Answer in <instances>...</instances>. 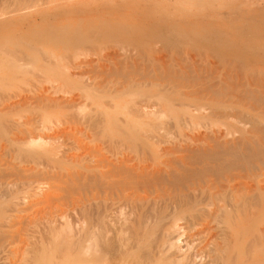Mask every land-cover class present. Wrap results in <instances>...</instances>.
Masks as SVG:
<instances>
[{
	"label": "rangeland",
	"instance_id": "rangeland-1",
	"mask_svg": "<svg viewBox=\"0 0 264 264\" xmlns=\"http://www.w3.org/2000/svg\"><path fill=\"white\" fill-rule=\"evenodd\" d=\"M153 1L0 0V264H264V0Z\"/></svg>",
	"mask_w": 264,
	"mask_h": 264
},
{
	"label": "bare ground",
	"instance_id": "bare-ground-1",
	"mask_svg": "<svg viewBox=\"0 0 264 264\" xmlns=\"http://www.w3.org/2000/svg\"><path fill=\"white\" fill-rule=\"evenodd\" d=\"M154 1H157V0H154ZM153 1V2H154ZM159 1V0H158ZM158 1H157V3H158ZM162 1V0H161ZM161 1H159V2H161ZM163 1H165V0H163ZM152 2V3H153ZM182 2H183V0H182ZM149 3H151V1L149 2ZM155 3V2H154ZM181 3V2H180ZM156 4V3H155ZM179 3H177V2H175L174 3V5H178ZM148 5V4H147ZM153 4H149L148 6H150L149 8L151 9V6H152ZM171 5H172V3H171ZM156 6V5H155ZM154 6V7H155ZM147 7V6H146ZM154 7H152V8H154ZM169 7V6H168ZM167 7V8H168ZM172 7V6H171ZM176 7V6H175ZM149 8L147 7V9L149 10ZM155 9V8H154ZM153 9V10H154ZM173 9V8H172ZM152 10V9H151ZM150 10V11H151ZM152 10V11H153ZM168 10V9H167ZM156 11V13H158L157 11L158 10H155ZM170 11L171 10H169V13H170ZM149 12V11H148ZM154 12V11H153ZM152 12V13H153ZM168 12V11H167ZM167 12H165L166 14H167ZM151 14V13H150ZM150 14L148 13V15L146 16V15H144V16H146V18L149 16L150 17V20H152L151 19V16H150ZM161 14V13H160ZM165 14V16L163 15V14H161V16L162 17H160V18H162V22H163V17H164V19H165V17H167V15ZM172 14V13H171ZM171 14H168L169 16L171 15ZM156 15V14H155ZM154 15V16H155ZM158 16H159V14H157ZM174 15V14H173ZM172 15V17H174ZM196 15V14H195ZM143 16V17H144ZM168 16V17H169ZM193 16H194V14H193ZM148 17V18H149ZM153 17V16H152ZM156 17V16H155ZM154 17V18H155ZM176 17V16H175ZM173 18V19H176V18ZM153 18V19H154ZM157 18H158V20H159V17H156V21H154V20H152V21H149V22H146V21H148V20H145V23H147L145 26H147L148 25V23H149V26L150 27H153V30L154 29H158V28H154L155 26H157L158 25V27L160 26V28H159V30L160 29H162L163 31H164V29H163V27H165L164 25H163V27L161 26V24H162V22L159 20V22L157 21ZM170 18V17H169ZM167 19L166 18V20H164V22L166 21H168L167 23H168V25L165 27V29L167 28V27H169V22H171L170 21V19L172 20V18H170V19ZM143 19V18H142ZM140 21V20H139ZM173 21V20H172ZM183 21V20H182ZM141 22V21H140ZM143 22V21H142ZM164 22H163V24H164ZM185 22V21H184ZM158 23H161L160 25L158 24ZM172 23V22H171ZM179 23V22H178ZM180 23H183V22H180ZM173 24V23H172ZM171 24V25H172ZM166 25V24H165ZM176 26H177V24H175ZM183 25V24H182ZM179 27H181V24L180 25H178ZM143 27V26H142ZM141 27V28H142ZM171 27V26H170ZM173 27L176 29V27L173 25ZM140 28V29H141ZM147 28V27H146ZM149 28V27H148ZM178 28V27H177ZM145 29V28H144ZM171 29V28H170ZM169 29V31H173V30H170ZM179 29V28H178ZM146 30V29H145ZM144 30V31H145ZM168 29H166V31H167ZM143 31V30H142ZM156 31V30H155ZM147 32V31H146ZM162 32V31H161ZM152 33V32H151ZM155 35V34H154ZM92 90V89H91ZM118 215V214H117ZM158 215V214H157ZM109 216V215H108ZM112 216V215H111ZM153 216V215H152ZM110 217V216H109ZM106 218H108V217H106ZM112 218V217H111ZM110 219V218H109ZM109 219H106V221L107 220H109ZM122 218H120V220H121ZM102 220V219H101ZM119 220V221H120ZM123 220H125V219H123ZM131 220V219H130ZM104 221H105V218H104ZM103 221V222H104ZM110 221V220H109ZM115 221V220H114ZM102 222V223H103ZM110 222H112L113 223V219H112V221H110ZM116 222V221H115ZM128 221L126 220V222L124 221V224L126 223V224H128L127 223ZM101 223V224H102ZM117 223H121V225H122V221H120V222H117ZM92 224V223H91ZM108 224V223H107ZM110 224V223H109ZM113 224H115V223H113ZM113 224H110V226H112ZM119 224H115L116 226H118V228L120 227H122L121 225H119ZM106 225V224H105ZM108 226V225H107ZM107 226H105V227H107ZM116 226H115V228H116ZM91 227V226H90ZM89 227V228H90ZM99 227V226H98ZM104 226H102L101 228H103ZM124 227H126V226H124ZM88 228V229H89ZM93 228V227H92ZM92 228H91V231L92 232H96V230L95 231H93L92 230ZM100 228V229H101ZM115 228H113V229H115ZM104 229V228H103ZM107 229V228H106ZM106 229H104L105 231H107ZM108 229H109V226H108ZM112 229V230H113ZM121 229H123V228H121ZM121 229H120V231H121ZM125 230V232L127 231L126 229L127 228H124ZM116 230V235H118V234H120V235H123L124 236V232L122 231V234H121V232L118 230V234H117V228L115 229ZM114 230V231H115ZM66 231V230H65ZM89 231V230H88ZM111 231V229L109 230V232ZM92 232H89V236L87 235V237L88 238H86V244H85V250H84V253L88 256V257H93V256H96V257H98L100 254H103L105 251H110V250H104L103 248L102 249H100L101 247L100 246H102V245H100V242H98V241H100V240H98L97 238H95V236L94 235H96V234H92ZM108 232V231H107ZM147 232V231H146ZM88 233V232H87ZM111 233V232H110ZM114 233V232H113ZM90 234L91 235H93V236H90ZM102 234H104L103 232H102ZM102 234H100V235H102ZM107 234H109V233H107ZM105 235V234H104ZM113 235V234H112ZM120 235H118V237L120 236ZM169 235V234H168ZM59 237L56 239V240H51L52 242V245H53V247L51 248V246L50 247H48L49 248V250H45L46 252H47V254L46 255H44V254H42L43 252H39V250L37 249V248H34L33 246H31V248L28 250L31 254H30V256L32 255V256H34V264H69V237L68 236H66L65 238L64 237H62L63 239H59L60 238V234L58 235ZM65 236V235H64ZM96 236H98V235H96ZM122 236V239H118L117 237V239H118V241L114 244L113 242L114 241H112L113 239H111V237L112 238H114L115 237V235H114V237L113 236H111L110 237V239H111V241L110 242H112L111 243V245H113L112 247H111V250H112V253L111 252H109V253H111L112 255V258H114L113 260H111L112 258H110V259H106V260H103V262L101 263V264H158V262H160L161 261V263L163 262V264H165V262L164 261H166V259L168 258V256L167 255H165L164 256V248H158V251H157V253H155V254H153V252H151V251H149L148 249H145L146 250V252H145V250H143L144 251V253H142L140 256H136V258H134V260H129V257H127V253H126V250L128 249V248H126L127 247V245H128V243H126L127 241L125 240V239H123L124 237ZM126 236V235H125ZM174 236V235H173ZM176 236V235H175ZM100 237V236H99ZM102 237V236H101ZM104 237V236H103ZM115 238V239H116ZM119 238H121V237H119ZM169 238V237H168ZM52 239V238H51ZM130 239V238H129ZM243 239V238H242ZM109 240V239H108ZM140 240V238L139 237H137V240L136 241H139ZM102 241V240H101ZM107 241V240H106ZM116 241V240H115ZM130 241V240H129ZM109 242V243H110ZM131 242V241H130ZM153 243V242H152ZM169 243V242H168ZM102 244V243H101ZM155 244V243H154ZM110 245V246H111ZM167 245H169V244H167ZM164 246V245H163ZM33 247V248H32ZM45 247H47V246H45ZM45 247H43V249L45 248ZM100 247V248H99ZM109 247V246H108ZM131 248V247H130ZM47 249V248H46ZM51 249V250H50ZM153 249V248H152ZM42 251V250H41ZM108 252H106V253H108ZM128 253L130 254L131 253V251H128ZM56 254L58 255H60V256H62V260L60 259L59 261H57V262H55V258H56ZM170 254V253H169ZM132 255V254H131ZM130 255V256H131ZM223 255V254H222ZM60 256H58L57 258H60ZM101 256V255H100ZM170 256V255H169ZM55 257V258H54ZM108 257H110V255L108 256ZM128 259H127V258ZM135 257V256H134ZM33 258V257H32ZM197 258V257H196ZM29 259V258H28ZM30 259H31V257H30ZM131 259V258H130ZM29 260H27V262H28ZM190 261V260H189ZM201 261V260H200ZM29 262H31V261H29ZM33 263V262H32Z\"/></svg>",
	"mask_w": 264,
	"mask_h": 264
}]
</instances>
